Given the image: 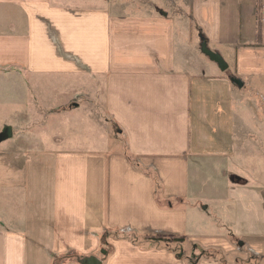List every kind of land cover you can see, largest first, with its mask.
<instances>
[{
	"label": "crops",
	"instance_id": "obj_1",
	"mask_svg": "<svg viewBox=\"0 0 264 264\" xmlns=\"http://www.w3.org/2000/svg\"><path fill=\"white\" fill-rule=\"evenodd\" d=\"M148 1L0 0V134L12 127L0 141V264H262L246 260L264 254L261 183L232 179L263 171L264 153L244 149L260 134L240 113L264 105V0ZM181 12L227 73L188 65ZM53 86L67 101L36 105ZM95 92L121 149L91 144L97 123L98 135L46 136L42 108L73 117ZM117 230L184 240L142 246Z\"/></svg>",
	"mask_w": 264,
	"mask_h": 264
},
{
	"label": "rangeland",
	"instance_id": "obj_2",
	"mask_svg": "<svg viewBox=\"0 0 264 264\" xmlns=\"http://www.w3.org/2000/svg\"><path fill=\"white\" fill-rule=\"evenodd\" d=\"M148 1V0H147ZM150 1V0H149ZM148 1V2H149ZM262 1V0H261ZM126 2V0H118V3H123ZM146 2V1H145ZM178 24H180V30H179V40L181 42H184L185 45L187 46L188 53L192 56V59H197L195 62L191 59V62L188 63L189 66L195 68L197 71H201L202 69H206L207 65H210V59L205 56L202 51H201V42H202V37L199 31H197L190 19L188 18L187 15L184 13H179L178 15ZM196 57V58H195ZM220 70V69H219ZM221 71V70H220ZM228 71H224V73H227ZM230 73V70H229ZM38 99L36 105H57L61 102H66L65 95L66 93L60 91L59 86L55 87L53 86L52 88H47V89H39L38 91ZM45 95L47 97H52L51 102H45L44 98ZM90 99L95 100V105L89 104V99H87V102L83 104L84 109L80 110L79 115H75L73 117H69L68 114L64 115H57L55 118L52 115L51 111H47L44 108H42L44 111L40 110L37 115V120L39 123L42 122L44 123L45 119L51 120L52 119V126L47 127L50 128L46 132V136L51 135L52 133L58 132L64 135V139L69 140L72 139V135L78 134L80 138H84L91 133L95 132L96 135L99 134L97 130H93V127L95 124H99L97 126V129L100 131L99 135V141L95 140V142H92L91 144L95 145V147H100V145H103V147H108L109 149H121L122 145L125 143L123 141V137H120L119 134L116 132V129L111 128L109 124V120L107 119V114H106V108H105V101L101 93H92V96H89ZM262 102V101H261ZM77 104V103H76ZM68 105H72V103H68ZM248 110H244L243 115L240 113V116L243 117L244 119V125L246 131L251 133H259L261 142L259 140L254 141L252 138L246 139L244 142V149L247 151H259L261 150L262 153H264V105H244ZM50 112V113H48ZM55 111H53L54 113ZM259 115V116H257ZM78 120L79 122V132L76 131L78 128L74 126V123ZM95 123V124H94ZM43 128V127H42ZM76 129V130H75ZM109 134V135H108ZM110 136V137H108ZM48 141H46L45 144L48 145H53L54 141L52 142L53 138H47ZM253 140V141H252ZM87 144V143H86ZM262 146V147H261ZM80 147V146H79ZM80 148H87V146L80 147ZM246 159L250 160L249 157H246ZM264 158H262V169L263 171L258 173V171H252L251 169L245 170V169H239L237 168L234 170L235 173L233 176V181L235 182L236 185H251V184H258L260 182V186H256V194L258 195L260 193L261 198L264 200ZM252 161V160H250ZM149 174L154 177L156 180V173L154 170L149 169ZM161 188V185L159 184L158 190ZM243 200H254L252 195L245 192L243 195ZM113 235V238H122V239H127L131 242L134 241L135 244L142 245L144 241L146 240V237H139L138 235L132 233L131 231L128 230H117V231H112L111 233ZM165 242V241H163ZM101 249L105 250L107 248V244L105 243V238L102 239ZM101 250V251H102ZM248 257L246 260L248 261L249 259L255 263H262L264 264V254L259 255L255 254L253 252L247 251ZM100 253L99 255H101ZM77 256V255H74Z\"/></svg>",
	"mask_w": 264,
	"mask_h": 264
},
{
	"label": "water",
	"instance_id": "obj_3",
	"mask_svg": "<svg viewBox=\"0 0 264 264\" xmlns=\"http://www.w3.org/2000/svg\"><path fill=\"white\" fill-rule=\"evenodd\" d=\"M202 37V42H201V51L202 53L207 56L212 62L216 63L219 67V69L221 71H227L229 68V64L226 62V60L224 59V57L221 55V53L212 50L209 45L207 40ZM231 81L236 84L239 87H243V81L238 78V77H234L231 76L230 77ZM12 137V127L11 126H5L2 133L0 134V141L6 140L8 138ZM240 244L242 245V242H240ZM106 253V251H104ZM84 263L86 264H99L100 261L94 257L91 258H87L85 259Z\"/></svg>",
	"mask_w": 264,
	"mask_h": 264
},
{
	"label": "trees",
	"instance_id": "obj_4",
	"mask_svg": "<svg viewBox=\"0 0 264 264\" xmlns=\"http://www.w3.org/2000/svg\"><path fill=\"white\" fill-rule=\"evenodd\" d=\"M263 14V5L260 1V4L258 5V15H259V19L261 20V16ZM146 171L149 173V169H146ZM159 179L156 177V193H160L161 189H157L159 186ZM146 240H152V241H171V240H175L178 242H182L184 240L183 237H177V236H171V235H150L148 237H146Z\"/></svg>",
	"mask_w": 264,
	"mask_h": 264
}]
</instances>
